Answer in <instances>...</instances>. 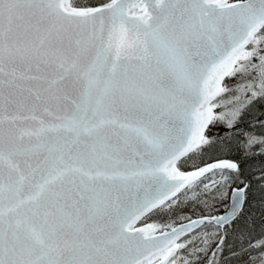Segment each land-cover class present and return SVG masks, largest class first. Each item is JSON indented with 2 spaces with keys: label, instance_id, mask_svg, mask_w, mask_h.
Instances as JSON below:
<instances>
[{
  "label": "snow or ice",
  "instance_id": "6c2138e0",
  "mask_svg": "<svg viewBox=\"0 0 264 264\" xmlns=\"http://www.w3.org/2000/svg\"><path fill=\"white\" fill-rule=\"evenodd\" d=\"M254 213L264 0H0V264H264Z\"/></svg>",
  "mask_w": 264,
  "mask_h": 264
},
{
  "label": "trees",
  "instance_id": "16d2710c",
  "mask_svg": "<svg viewBox=\"0 0 264 264\" xmlns=\"http://www.w3.org/2000/svg\"><path fill=\"white\" fill-rule=\"evenodd\" d=\"M254 216H255V232L258 233L261 230H264V225H261L260 217H259L258 213H254ZM249 223H251V219H250ZM241 226H243V225H241ZM234 239L235 238L233 237V240ZM223 259L225 261H227L228 264H240V262L235 257L231 256L230 251H228L227 253L224 254Z\"/></svg>",
  "mask_w": 264,
  "mask_h": 264
},
{
  "label": "rangeland",
  "instance_id": "374dc122",
  "mask_svg": "<svg viewBox=\"0 0 264 264\" xmlns=\"http://www.w3.org/2000/svg\"><path fill=\"white\" fill-rule=\"evenodd\" d=\"M228 251H230V249H226V250H225V253H227Z\"/></svg>",
  "mask_w": 264,
  "mask_h": 264
}]
</instances>
